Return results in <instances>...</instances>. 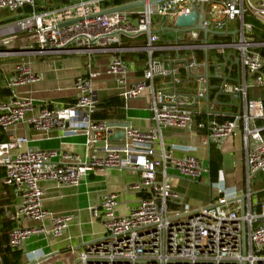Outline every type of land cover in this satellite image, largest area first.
Segmentation results:
<instances>
[{
    "label": "built area",
    "instance_id": "2783aa9c",
    "mask_svg": "<svg viewBox=\"0 0 264 264\" xmlns=\"http://www.w3.org/2000/svg\"><path fill=\"white\" fill-rule=\"evenodd\" d=\"M49 0H42L47 6ZM110 0H71L51 8H39L38 0H0V58L11 55L86 54L94 56L112 50L115 55L106 72L119 81L128 71V62L121 58L127 48L112 47L121 44V37H144L145 43L133 49L148 55L147 68L131 87L122 90L124 100L149 93V108L153 125L138 128L96 119L97 97L93 80L97 72L79 75L74 80L75 103L69 107L36 108L33 100L18 93V88L35 83L38 75L27 62L16 63L7 82L9 94L0 100V133L6 141L0 143V166L4 168L1 183L13 188L17 202L6 207V216L13 222L8 232V246L21 249L31 235L58 238L72 220L70 215L54 216L43 209L44 189L39 183L50 180L56 186H78L88 172H105L111 168L138 171L140 178L127 186V190L142 194L138 205L125 215H119L117 194L108 193L99 206L92 209L94 218L101 220L104 237L86 245L79 253L81 264H264V201L259 212H253L247 203L244 214L240 208H230L225 196L205 206L192 209L183 195L172 188L171 170L181 176L203 180L208 169L193 153L175 157L166 148L162 131L173 127L191 129L195 112L186 104L188 96L155 89L157 75L171 76L179 81L172 61L165 66L152 58L155 51H184L186 70L202 71L204 63L189 55V51L230 49L238 58L237 80L229 81L221 74L220 63L215 65L221 79L220 91L240 99L241 108L222 122L214 119L197 122V128H207L208 140L219 142L240 136L247 180L264 174V101L261 97L248 98L249 88L264 86V0H157L137 10H105L140 0H127L110 5ZM204 3L203 25L210 32L206 43L198 30L172 29L176 16L198 10ZM137 8V7H135ZM153 15L170 19L167 30L173 31L174 42L159 45V31L153 26ZM70 22L65 25H60ZM156 25V24H155ZM234 26L230 29V26ZM256 29L258 32H256ZM166 30L161 29V31ZM230 35L225 41H214L210 36ZM90 63L88 64V66ZM198 81L204 75L197 74ZM205 92L196 95L203 98ZM26 122L40 134L58 128L64 135L82 134L89 149V158L56 149H24L26 136H14L10 130ZM123 137L114 141L113 135ZM191 150V149H189ZM56 160V162H52ZM219 194L224 193L221 182L214 184ZM5 192H3L4 194ZM249 200V193L246 194ZM232 200V199H231ZM171 204L172 211H168ZM49 218V225L25 226L28 221ZM243 223L246 237L243 238ZM76 262V264H77Z\"/></svg>",
    "mask_w": 264,
    "mask_h": 264
},
{
    "label": "crops",
    "instance_id": "0c3cea01",
    "mask_svg": "<svg viewBox=\"0 0 264 264\" xmlns=\"http://www.w3.org/2000/svg\"><path fill=\"white\" fill-rule=\"evenodd\" d=\"M57 3L49 2L48 8L56 6ZM39 8L43 9L42 0H39ZM168 27L169 25H163L161 28H155V30H160L159 45H169L174 42L172 39L174 34L171 33L173 31L167 30ZM233 27L231 25L230 29ZM165 28L166 30L161 31ZM256 32H258L257 29ZM259 34L264 37L263 31ZM210 37L214 40V36ZM227 39H230V35ZM144 43V37H128L123 41L121 40L120 45H112L113 48L119 46L127 48L120 54L121 58L128 62L129 67L122 81L106 72L108 63L115 55L112 50L98 52L93 57L86 54L11 55L0 58V88H7V82L11 78L16 63L27 62L30 64L32 71L38 75L39 80L19 87L18 93L31 98L37 109L44 106L69 107L75 103V78L79 75L87 76L90 71L97 72L98 75L93 80L97 102L113 96H117L123 102L122 115L109 117L105 120L120 125L149 128L153 125V122L151 120L152 111L149 108L148 90H144L140 97L130 100H124L121 96L122 90L131 87L135 81L141 78L147 68V53L133 49L144 45ZM163 51H166L167 54L154 56L153 60L159 61L165 66H169V61H172L177 68L176 75L179 81L173 84L171 76L157 75L153 80V86L155 89L166 93L175 91L186 94L188 96L186 104L195 112V123L191 129L184 130L173 127L163 129L162 134L166 148L171 149L175 157H183L191 152L208 169V174L203 180H193L181 176L175 170H171L173 190L182 194L184 202L192 209L214 202L222 195L232 199L228 207L241 208L238 197L249 193V200L247 196L245 197V208L249 202L251 210L259 212V204L264 201V174L258 173L247 180L244 173L243 151L239 134L231 140L214 142L208 140L206 127L197 128L196 126L197 122L206 123L212 119L220 122V118L231 117L232 114L240 110V99L232 98L230 95L221 92L219 88L221 81L219 76L221 74L229 81L237 80L234 52L230 49H225L221 53L215 49L207 52L209 74L207 91L205 79L204 81H198L196 78L197 74L201 72L205 75V51L203 49L192 50L188 53L197 59L194 51L202 52V58L199 61L204 63V67L201 72L186 70L181 61L183 59L179 60L177 58L179 53L177 54L171 50ZM179 55L183 57L185 52L182 50ZM218 63L223 67L220 75H217L215 71V65ZM199 91L205 92L203 98L196 95ZM8 94L9 90L7 93H1L0 100L6 99ZM205 95H207L208 100L205 99ZM247 97H261L264 100V86L249 88ZM116 110L113 107L111 112L117 113ZM10 132L14 136H26L28 138V141L22 146V150L56 149L79 154L82 159L90 156L89 149L85 145V136L82 134L64 135L58 128L40 134L34 131L26 122L16 124ZM211 146H214L221 153L222 159L221 168L214 181L210 179L208 167ZM238 161L242 165V172L237 169ZM52 162H56V160ZM139 178L140 173L138 171L111 168L105 172H88L78 186H56L50 180L40 181L39 185L45 192L43 209L54 216L70 215L72 220L58 238L44 235H31L26 238L21 248L24 262H31L51 254V257L37 264H74L79 253L88 243L103 238L105 234V228L101 220L93 217L92 209L99 206L101 200L108 193H115L119 202L116 208L117 214H127L138 205L142 194L129 191L126 188L129 184L138 181ZM208 182L211 183L210 186ZM217 182L222 183L224 193H221L217 199H213L211 190L216 189L214 184ZM15 201L17 202V198L14 196L11 203ZM49 223V218H45L42 221H28L24 225L41 226L49 225Z\"/></svg>",
    "mask_w": 264,
    "mask_h": 264
},
{
    "label": "trees",
    "instance_id": "16d2710c",
    "mask_svg": "<svg viewBox=\"0 0 264 264\" xmlns=\"http://www.w3.org/2000/svg\"><path fill=\"white\" fill-rule=\"evenodd\" d=\"M51 1L58 2L57 5H62V4L69 3L71 0H49L48 3ZM126 1L127 0H110L107 3L110 5H118ZM46 5L47 6L43 5V8H48V4ZM228 36L229 35H214V40L224 41L225 39H227ZM139 37H142V36H139ZM125 38H128V37L122 36L121 40L123 41V39ZM194 52H196V56H197L196 58L198 59L196 60L199 61L202 58V52H198V51H194ZM161 54L165 55L167 54V52L166 51L154 52L152 54V58H154V56H157V55L159 56ZM7 92H8L7 88H0V94L7 93ZM122 106H123V102L117 96L103 99L100 102H97L96 111L94 112L93 116L96 119H107L109 117L121 116ZM113 107L117 109L116 110L117 113L111 112V109ZM230 118L231 117H226L223 119L220 118L219 121L222 122L224 121V119H230ZM257 123L259 125H263L264 119L257 120ZM262 135L264 136V130L262 131ZM5 141H6V136L3 132H1L0 133V143H3ZM221 162H222L221 153L217 151V149L214 146H211L208 167H209L210 179L212 181H214L218 176V172L221 168ZM3 175H4V168L0 166V264H25L23 260L22 250L21 249H11L8 246V232L12 228L13 222L6 216V211H7L6 207H9L10 203L14 199V191L12 187L3 185L1 183V178L3 177ZM3 192L5 193L3 194Z\"/></svg>",
    "mask_w": 264,
    "mask_h": 264
},
{
    "label": "water",
    "instance_id": "95a60500",
    "mask_svg": "<svg viewBox=\"0 0 264 264\" xmlns=\"http://www.w3.org/2000/svg\"><path fill=\"white\" fill-rule=\"evenodd\" d=\"M148 1L153 2V1H157V0H148ZM143 4H144L143 0L136 1V2H130L127 4L119 5V6H116L114 8L105 10L104 13H111V12H115V11H124V10H128V9H132V8L141 6ZM204 18H205L204 3H203V1H201L200 5L198 7V10H193L188 14L176 16V18L174 20L175 26L172 29H174L176 31H183V30H189V29L198 30L203 37L204 43H206L207 34H208V32H210V30L203 25ZM68 23H70V22H65V23H62L60 25H65ZM217 33L223 34L224 32H217ZM236 63L238 64V58L236 59ZM204 77H205L206 90L208 91L209 74H208V61H207V52L206 51H205V75H204ZM205 99L208 100L207 95H205ZM119 137H123V134L121 132H117L113 135L114 140H117ZM208 185L210 186L211 183L208 182ZM245 197H246L245 194L238 197V200L241 202V208H240L241 214H244L246 211ZM231 201H232L231 199L228 200V202H231ZM245 237H246V230H245V224L243 223V238L245 239ZM97 241L98 240H95V241L90 242L88 244H92V243L97 242ZM51 256L52 255L49 254L47 256H44L42 258H39V259L31 261V262H27L25 264H37L38 262H42ZM76 262H77V260H75L74 264H76Z\"/></svg>",
    "mask_w": 264,
    "mask_h": 264
},
{
    "label": "rangeland",
    "instance_id": "374dc122",
    "mask_svg": "<svg viewBox=\"0 0 264 264\" xmlns=\"http://www.w3.org/2000/svg\"><path fill=\"white\" fill-rule=\"evenodd\" d=\"M40 3H41V1H40ZM140 8L141 7H137V8H133L132 10H137V9H140ZM153 19H154V23L156 24V25L155 24L153 25L155 28L156 27L157 28H161L163 25H169L170 24V19H167V20L166 19L158 20V17L155 16V15H153ZM171 33L173 34V32H171ZM237 169L242 172V165H241V163L239 161L237 162ZM246 183H247V181H246V178H245V184ZM211 191H212V194H213V199H217V197L220 196V194L217 193L216 189H212ZM173 208H176L177 209L179 207H173V206H171V204H169L168 211L169 212L172 211ZM77 264H81V263L80 262H77Z\"/></svg>",
    "mask_w": 264,
    "mask_h": 264
}]
</instances>
